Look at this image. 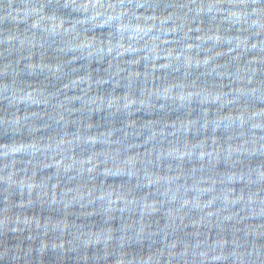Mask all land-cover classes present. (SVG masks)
<instances>
[{
  "label": "clouds",
  "instance_id": "1",
  "mask_svg": "<svg viewBox=\"0 0 264 264\" xmlns=\"http://www.w3.org/2000/svg\"><path fill=\"white\" fill-rule=\"evenodd\" d=\"M0 264H264V0H0Z\"/></svg>",
  "mask_w": 264,
  "mask_h": 264
}]
</instances>
